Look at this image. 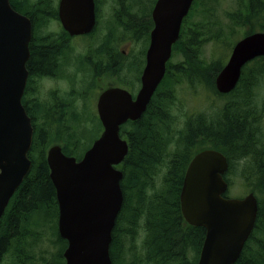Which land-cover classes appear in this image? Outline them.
Instances as JSON below:
<instances>
[{
  "label": "trees",
  "instance_id": "obj_1",
  "mask_svg": "<svg viewBox=\"0 0 264 264\" xmlns=\"http://www.w3.org/2000/svg\"><path fill=\"white\" fill-rule=\"evenodd\" d=\"M212 1L195 0L173 49V57L182 59L168 64L166 76L142 117L121 126L129 152L120 166L125 200L113 231L110 248L113 264H198L206 229L185 222L180 195L191 160L205 149L225 154L230 164L226 177L230 186L232 175L246 188L253 187L259 202L258 218L236 264H264V96L257 97V91L264 89L260 85L264 82V57L244 67L239 84L231 93L222 95L215 85L235 43L229 40L236 35L238 26H247L250 30L246 34L264 31V1L247 0L238 12L227 14L237 25L236 29L228 26L229 33L214 19L213 7L208 5ZM11 4L31 19L34 28L27 63L29 79L23 98L34 126L29 152L33 166L0 220V264H64L68 243L58 233L59 207L47 151L50 145L58 143L65 154L81 158L83 152L79 150L85 142L79 131L85 128L99 135L101 125L94 114L86 116L77 108L76 99L86 101V92L79 94L81 97L51 93L45 102L37 97V81L57 76L71 38L64 30H46L59 21L57 0H11ZM130 9L117 12L115 22L123 25L125 38L148 42L149 15H130L138 13ZM196 12L202 20H194ZM210 42L225 55L205 60L202 51ZM120 43L115 28L110 27L97 53L107 56L108 63H89L87 58L85 67L93 81L91 89L102 74L123 71L116 63ZM183 81L203 87L223 102L179 120L176 88ZM122 83L135 89L134 83ZM90 124L95 128L88 129ZM141 226L146 232L145 257L127 262L122 239L135 241ZM46 239L52 249L45 252L48 256L41 254L37 258V251Z\"/></svg>",
  "mask_w": 264,
  "mask_h": 264
},
{
  "label": "water",
  "instance_id": "obj_2",
  "mask_svg": "<svg viewBox=\"0 0 264 264\" xmlns=\"http://www.w3.org/2000/svg\"><path fill=\"white\" fill-rule=\"evenodd\" d=\"M193 2L157 1L142 87L135 98L120 87L109 88L99 96L97 109L104 131L82 159L66 155L60 145L48 150L59 205L58 231L68 242L65 264H113V230L124 203V175L118 165L129 152L120 128L146 112L165 77ZM59 17L71 36L89 34L96 25L95 0H61ZM32 38L31 19L17 11L11 0H0V220L33 165L29 152L34 127L22 102L29 79ZM259 57H264V32L237 41L216 77L217 91L231 93L243 68ZM228 169L224 154L206 149L192 159L186 171L180 195L183 216L190 225L206 229L198 264H236L255 228L258 199L254 193L243 198L225 197Z\"/></svg>",
  "mask_w": 264,
  "mask_h": 264
},
{
  "label": "rangeland",
  "instance_id": "obj_3",
  "mask_svg": "<svg viewBox=\"0 0 264 264\" xmlns=\"http://www.w3.org/2000/svg\"><path fill=\"white\" fill-rule=\"evenodd\" d=\"M127 1L129 0H103L101 5L102 17L100 20V24L95 35H93V37L89 40V45L91 44V46L94 48L99 47V44L103 41L102 39L109 27L108 25L111 23L113 15L115 16V12L117 8H119L120 3L121 6L119 8V11L124 8L125 3ZM247 2V0H213L212 2L208 3V5L213 7L214 19L219 22L218 24L220 26H223L225 32L229 33L227 27L231 26L235 27L236 29L237 25H235L229 19V17H227V14L229 15L230 13L239 11L240 3L242 4V6H244L247 4ZM140 6L144 7L142 0H139L137 2L135 1L134 10L140 12L138 8ZM146 9L147 11L149 10L148 7H146ZM193 18L195 21H198L202 20L203 17L199 13L197 14L196 12V15ZM238 28L236 35L231 37L229 41L234 40L235 42L238 39L242 38L243 34L247 33V26H238ZM58 29V24L54 23V25L51 26V29L50 27L48 28L47 32H49L50 30L57 31ZM115 31L117 41L121 42L118 49L121 52H125V58H121V61L127 66L128 64H130L131 58L140 54V52L145 48V46L142 42L134 43L129 39L125 38L124 34L122 33V30L118 26L115 27ZM71 45H73V48L70 49V52L68 54L69 64L65 67V73H63L61 76L56 77L55 79H53L52 77L50 79L39 78L40 80L37 81V84L40 88L38 98L42 99V101L49 99L51 93H55L63 97L73 93V95L77 97L79 94L86 92L88 95V99L86 101L81 99L77 100L78 98L76 99L77 108L81 112H85L86 116L92 114L98 116L96 103L99 93L107 87L114 85L120 86L121 81H131L132 74L130 75V73H128V76H126L125 78L123 77V74H126V72H124L123 74H119L117 77L112 75L110 72L104 73L95 82L93 88L91 89L93 81H91L90 74L87 72L85 65L82 63V61L87 57V41L82 37H78V39H75ZM224 55L225 52L221 50V48H215L211 42L206 44L202 51V56L207 61H211L215 57H223ZM229 56L230 54L228 55V57ZM227 58L226 61L228 60ZM181 59V56H177L173 58L172 62L176 63ZM260 85H264V82L261 81ZM128 88L133 92L134 90L135 92H137L139 89V87H137L136 89H133L132 87ZM176 91L178 99L177 114L179 116V120L181 119L182 121L186 118V116L198 113L200 111H206L208 108H210L211 105L223 102V100L215 97L214 94H211L209 91L206 92L203 87L197 85L196 87H193L185 81L181 82L177 86ZM36 92L38 93L37 88ZM257 95L259 99V96H264V89L261 88L260 91H257ZM79 97H81V95H79ZM97 126L99 127V125ZM87 128L94 129L95 127H92V125L90 124ZM80 132L81 136H83L82 142H85L79 150V153H82L96 138L98 132H89L85 128L81 129L79 133ZM238 170H241V166L238 167ZM229 176L233 183L228 193L230 197L242 198L246 194L254 192L252 186H250V188H246L237 176ZM139 229L140 231L135 241L132 242L130 239L126 238L122 239V250L126 253L127 262L135 259L136 257L138 259H142L143 257H145V251L143 249V241L145 239L146 233L145 227L141 226L139 227ZM40 247V250L37 251V258H39L41 254L45 255L46 251H50L52 249L48 239H46ZM142 264L148 263L143 262Z\"/></svg>",
  "mask_w": 264,
  "mask_h": 264
},
{
  "label": "flooded vegetation",
  "instance_id": "obj_4",
  "mask_svg": "<svg viewBox=\"0 0 264 264\" xmlns=\"http://www.w3.org/2000/svg\"><path fill=\"white\" fill-rule=\"evenodd\" d=\"M60 1L61 0H57V7H58V19H59V21L57 22V24H58V26H59V29L58 30H64L66 33H68L65 29H64V27H63V25H62V23H61V21H60V17H59V5H60ZM135 1L137 2V1H139V0H129V1H127L126 3H125V6H124V8H122L120 11H125L126 10V8L128 9V11H129V7H131V9H130V11H132V8H133V11H135L134 10V5H135ZM151 1V2H150ZM157 1L158 0H153V3H152V0H142V2H143V4H144V7H138L139 8V10H140V13L138 12L137 14H132V13H128V14H130V15H137V16H143V15H149V20L147 21V23H148V34H149V41L147 42L146 40H142L141 41V39H134V40H131L132 42H134V43H140V42H142L143 44H144V46H145V48L140 52V54H138L137 56H134V57H132L131 58V61H130V64H128L127 66L121 61V58L122 59H124L125 58V52L124 51H119V49H118V52L119 53H117L116 54V59H117V61H116V63H117V65L119 66V69H122L123 71L121 72V73H124V72H126V74L124 75L123 74V77H125L126 78V76H128V73H130V75L132 74V79H131V81H127V80H125L126 82H130V84H132L131 82H133L134 83V85H135V89L137 88V87H139V89L141 88V77H142V73H143V70H144V68H145V66H146V55H147V51H148V47H149V45H150V41H151V33H152V31L154 30V28H155V22H154V19H153V10H154V8H155V5H156V3H157ZM102 2H103V0H95V11H96V25H95V27H94V29H93V31L92 32H90L89 34H86V35H83V36H71L69 33V36L71 37V38H69L70 40L67 42V56L64 58V60H62V63L60 64V66L58 67V70H57V76L59 75V76H61L63 73H65L64 71H65V67L69 64V59H68V54H69V52H70V49L71 48H73V45H71L72 43H73V41L75 40V39H78V37H82L83 39H86V41H87V45H86V54H87V57L82 61V63L84 64V65H87V64H85V63H87V58H88V60H89V63L90 62H95V61H97L98 60V62H101L103 65H106L107 63H108V59H106L105 57H107V56H99V55H97V53H98V50H99V48L101 47V45H102V43H103V41L99 44V47H96V48H94V47H92L91 46V44L89 45V40L93 37V35H95V33L97 32V29H98V27H99V24H100V20H101V5H102ZM149 2V3H148ZM155 3V4H154ZM242 4L240 3V6H241ZM120 6H121V3H120ZM120 6H119V8H120ZM138 6V5H137ZM148 7V11H147V9H146V7ZM152 7H153V9H152ZM119 8H117V10H116V12H115V14L117 13V12H119ZM137 11V10H136ZM142 11V12H141ZM238 12V11H237ZM236 12H233V13H231V14H235ZM33 23V22H32ZM183 25H184V23H183ZM109 27H108V29H107V31H106V33H108V31H109V29H110V27H112V28H115L116 26H118L121 30H122V28H123V25L122 26H120L119 25V23L116 21L115 22V16L113 15V17H112V20H111V23L108 25ZM183 27V26H182ZM51 29V28H50ZM46 30H48V29H46ZM250 29H248L247 31H249ZM50 31H52V30H50ZM181 31H182V29H181ZM106 33H105V35H106ZM104 35V36H105ZM180 36H181V34H180ZM179 39H180V37H179ZM102 40H104V37H103V39ZM179 41V40H178ZM177 41V42H178ZM176 42V43H177ZM119 48V47H118ZM114 59H115V57H114ZM97 62V63H98ZM96 63V62H95ZM249 64H251V63H249ZM112 75H114V76H118V74L116 73V71L114 72V71H111L110 72ZM120 73V74H121ZM57 76H54V77H52V76H50V77H47V78H45V79H50L51 77L53 78V79H55ZM44 80V79H43ZM139 80H140V82H139ZM140 83V84H139ZM111 87H122V88H126V89H128V90H130L129 88H128V86H124L123 85V83L121 84L120 83V86H117V85H114V86H111ZM37 89H38V93H37V97H38V94H39V91H40V88H39V86L37 85ZM139 89H138V91H139ZM131 91V90H130ZM137 91V92H138ZM260 91V90H259ZM69 95V94H68ZM66 97V96H65ZM39 100H41L42 101V99H40L39 98ZM49 99H46V100H43L42 102H45V101H48ZM229 171H230V168H229V170L227 171V174H226V176L228 175V173H229Z\"/></svg>",
  "mask_w": 264,
  "mask_h": 264
},
{
  "label": "bare ground",
  "instance_id": "obj_5",
  "mask_svg": "<svg viewBox=\"0 0 264 264\" xmlns=\"http://www.w3.org/2000/svg\"><path fill=\"white\" fill-rule=\"evenodd\" d=\"M151 2V1H150ZM149 3V2H148ZM153 3V2H152ZM155 4V3H154ZM152 9H153V7H152ZM256 225V224H255Z\"/></svg>",
  "mask_w": 264,
  "mask_h": 264
}]
</instances>
